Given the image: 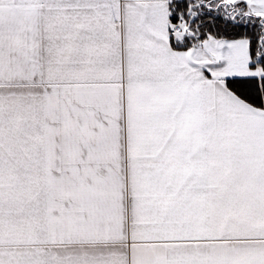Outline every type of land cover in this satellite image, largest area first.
Wrapping results in <instances>:
<instances>
[{
  "label": "snow or ice",
  "instance_id": "snow-or-ice-1",
  "mask_svg": "<svg viewBox=\"0 0 264 264\" xmlns=\"http://www.w3.org/2000/svg\"><path fill=\"white\" fill-rule=\"evenodd\" d=\"M0 264H264V0H0Z\"/></svg>",
  "mask_w": 264,
  "mask_h": 264
}]
</instances>
